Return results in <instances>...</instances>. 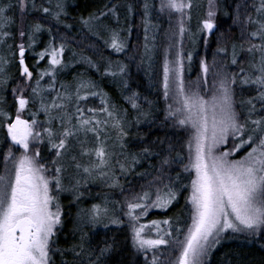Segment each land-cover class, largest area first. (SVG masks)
I'll return each mask as SVG.
<instances>
[{
    "label": "snow or ice",
    "instance_id": "snow-or-ice-1",
    "mask_svg": "<svg viewBox=\"0 0 264 264\" xmlns=\"http://www.w3.org/2000/svg\"><path fill=\"white\" fill-rule=\"evenodd\" d=\"M91 3L0 0V264H211L228 235L264 242V0H207L195 32L194 0ZM136 16L143 43L134 46ZM157 18L168 24L153 85L162 120L129 67L154 68ZM197 37L215 48L186 79L185 39ZM189 188L183 228L145 219ZM90 199L99 203L83 206Z\"/></svg>",
    "mask_w": 264,
    "mask_h": 264
},
{
    "label": "trees",
    "instance_id": "trees-1",
    "mask_svg": "<svg viewBox=\"0 0 264 264\" xmlns=\"http://www.w3.org/2000/svg\"><path fill=\"white\" fill-rule=\"evenodd\" d=\"M71 3L77 2V0H70ZM100 0H96V3L98 4ZM154 3H158V0H153ZM141 0H135V6L138 9L140 7ZM194 3L196 7L193 9V19L191 21V29L193 32L196 31V24L197 21L204 15L206 10V4L207 0H194ZM95 7L91 3V0H89V10H92ZM81 12H84L85 9L82 6L80 9ZM73 17L77 16V13L73 11L72 13ZM71 22V21H70ZM153 23L157 24L158 27L161 29L156 34V55H155V61L156 64L154 65V68L152 70H149L147 74L144 71H138L135 67V64H130V71L134 77V79L141 83L143 86L144 94L149 96V99L156 100V108H155V118L158 120L163 119V112L162 109L164 108V101L160 99L157 96V91L155 88H153V85L159 80L161 72H162V57H163V49L167 47V38L165 36V31L168 28V24L165 22L164 19L157 18L153 21ZM217 23L226 26L224 18L218 17ZM133 27V36L130 41V43L134 46L140 45L143 43V34L141 30V18L140 16H136L133 18L132 22ZM233 35H235V31L233 32ZM215 43L210 42L208 48H204L202 44V40L197 37L194 44L190 43L189 40L185 39V50L186 51H193V61H192V68L190 73H186V79H192L194 80L196 76L199 74L197 69V57L200 55H203L205 52L208 55L209 61H211V53L214 51ZM142 50V49H141ZM86 55H92L91 52H85ZM104 54L106 56L111 55L114 60H122L124 59L123 54H114L111 53L110 50L105 49ZM94 59L96 57H93ZM127 62V61H125ZM31 66V62H30ZM77 69L80 72L85 71V67L81 65H77ZM12 73L16 74V69L12 68ZM93 79L99 80V77L97 74L90 72L89 73ZM71 79V77H69ZM101 86L104 88L106 92L109 93V95L112 96L113 99L118 98V90L114 88V86L108 82L107 80L101 81ZM9 103H11V100H9ZM98 104L99 101H96ZM124 107H128L127 104L124 105ZM40 119H43V116L40 117ZM148 128L147 126L141 127V132L147 133ZM158 135H163L162 132H157ZM3 136V130H0V138ZM244 152V149L241 150V152H238L237 154L240 155ZM46 153L42 150V155H45ZM137 171H144V167H138L136 169ZM0 174H2V164H0ZM148 179H151V177H145L140 178L137 176H129L128 180L131 181L133 184H144L147 182ZM184 184L189 183L188 174H185V178L183 180ZM93 194L100 191H108L107 189H102L101 187L92 186ZM190 195V188L186 189L181 194V199L179 202V205H174L173 208L169 209V211L166 214L154 212L149 215V217L145 219H159V218H166V217H174L178 218L180 223L179 227L183 228L186 223H190L188 220V208L185 205L184 197H187ZM114 199H121L122 197L119 194L114 195ZM96 202L99 203V200H87L83 206L89 207L91 203ZM103 232V230H100ZM121 239H123V236H121ZM130 243V242H129ZM260 243L264 242H254L249 243L244 239V236L242 234H231L228 235V238L218 247L211 255V264H264V248L260 246ZM60 246L65 247V242L63 238L60 240ZM57 264H59V259L57 258Z\"/></svg>",
    "mask_w": 264,
    "mask_h": 264
},
{
    "label": "rangeland",
    "instance_id": "rangeland-1",
    "mask_svg": "<svg viewBox=\"0 0 264 264\" xmlns=\"http://www.w3.org/2000/svg\"><path fill=\"white\" fill-rule=\"evenodd\" d=\"M230 147H231V144L224 145V146H222L221 150H226L227 148H230ZM17 154H18V153H17ZM241 155H242V154L238 155V154L236 153V155H235L234 158H240ZM161 219H164V218H159V219H157V220H161Z\"/></svg>",
    "mask_w": 264,
    "mask_h": 264
}]
</instances>
